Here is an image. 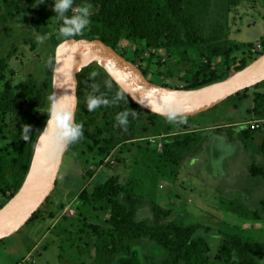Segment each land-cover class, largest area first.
Masks as SVG:
<instances>
[{"label":"rangeland","instance_id":"obj_1","mask_svg":"<svg viewBox=\"0 0 264 264\" xmlns=\"http://www.w3.org/2000/svg\"><path fill=\"white\" fill-rule=\"evenodd\" d=\"M39 3L40 0H0V58L8 64L0 91L7 82L20 90L31 78L53 80L55 55L51 37L57 24L48 20L44 30L32 25ZM52 3L53 0H45L42 4ZM142 5L147 18L155 20L160 14L161 22L175 26L176 39L186 42L191 36L202 51L192 47L186 58L174 50V56L168 59L164 48L152 50L145 39L121 40L118 47L125 59L135 61L157 80L166 76L169 87L184 86L179 73H185L191 62L206 63V54L219 72L223 70L221 53L225 48L231 47L232 71L243 60L251 64L264 54V0H143ZM79 6L74 4L69 10L71 15ZM151 25L149 22L148 28ZM89 28L90 25L86 30ZM263 91L264 88L249 89L251 107V98ZM233 105L234 102L224 101L184 123L159 118L158 129L148 132L143 131L148 123L143 119L134 138L109 154L98 152V146L94 147L88 139L69 146L56 187L42 205L38 220L0 241V264H106L97 261V256L101 245L116 234L109 222V199L127 202L129 193L142 202L136 215L138 221L153 219V204H172L174 214L169 220L197 225L195 235L210 244L215 264H236L234 258L220 251L228 234L264 245V178L252 177L249 172L253 163L264 166V119H255L253 113ZM36 111L33 104H28L19 117H5L4 122L0 115V155H5L8 171L23 142L22 125L32 128ZM142 116L147 118L149 114L143 112ZM246 116L255 119L243 125L248 136L239 130L244 123H238ZM88 118L84 111L77 112L76 119L83 122ZM186 129L202 136L201 149L173 174L164 162V143L168 136ZM108 182L109 194L97 196L95 203L81 199L82 193L90 196ZM9 201L7 195L0 194L1 203L6 205ZM129 245L132 254L117 255L111 264H160L167 256L153 241L137 239ZM261 262L264 264V260Z\"/></svg>","mask_w":264,"mask_h":264},{"label":"trees","instance_id":"obj_2","mask_svg":"<svg viewBox=\"0 0 264 264\" xmlns=\"http://www.w3.org/2000/svg\"><path fill=\"white\" fill-rule=\"evenodd\" d=\"M142 1L74 0V4L80 6L84 3L91 5V23L88 30L72 38L100 39L113 47L123 57L125 55L119 50L118 46L121 40L131 38L145 39L147 47L152 50L164 48L166 51L165 57L168 59L174 56V50L186 58H188V51L192 47L197 49L198 52H202L199 48H196L198 47V41L191 39V36L187 37L186 42L176 39L174 37L175 26L171 22H161L158 19L160 14H157L155 20L147 18ZM52 4H39L37 6L36 13L32 18V25L37 30H44L48 20L56 22L57 30L51 37L54 49L53 54L55 55L57 46L71 38L61 36L59 32L61 22L57 20L52 10ZM67 15L71 16L70 11ZM149 22L152 23L150 28L147 26ZM230 53L231 47L222 51L224 66L220 72L214 67L213 60L209 59L207 54L206 59L208 60L206 63L197 65L195 62H191L190 68L185 73H179L178 75L179 79L185 82L182 87H169L166 84V76L163 75V78L157 80L155 75L150 76L151 74H149L148 70L142 66H139V68L148 80L158 85L177 90H195L220 83L250 64L243 60L242 64L232 71ZM128 60L130 61V59ZM131 62L135 64V61ZM7 67L6 59L0 58V82L6 79ZM92 72H96L97 75L91 77L90 74ZM172 75L175 76L173 73ZM78 82V111H84L90 118L83 122L76 119V122L83 125L84 134L82 139L90 140L94 147L98 146L97 151L102 154H109L119 144L133 139L137 125L143 119L148 121L143 131L148 132L150 129H158L157 120L159 118H166L151 113L134 102L98 64L83 68L78 74ZM92 84H98L100 89L98 94H103L110 100L117 95H121L123 98L115 104L101 106L95 111L89 112L85 102L86 97L92 93ZM253 88H264V81ZM249 89L231 96L225 102H234V108H240V111H246L248 114L253 113L255 119H264V91L254 94V97L251 98L253 102V107H251ZM49 97H52V77H46L43 80L31 78L22 84L20 90H16L11 83L7 82L4 90L0 91V115L3 117L4 122L5 117L13 119L21 116L25 106L28 104H33L37 109L35 113L36 119L29 134L30 139L21 142L18 154L13 156L11 160L12 167L9 168V171L4 161L5 155H0V194L7 195L8 200L14 198L20 191L29 173L35 147L41 135L40 132L46 124V112L50 103ZM240 103H242L241 107ZM122 111L131 113L128 116L129 123L126 127L117 125L116 117ZM143 112L149 114V116L147 118L143 117ZM184 117H186V120L191 119V117ZM255 119L246 116L238 123H247ZM188 126L189 123L185 127L187 128ZM239 130L244 131L246 136H248L249 131L243 126H240ZM166 134L169 133L167 132ZM201 139L202 136L198 132L190 129H186L185 132L172 134L166 138L163 157L164 162L170 167L173 174L179 172V167L189 156L194 155L201 149ZM262 148H264V143ZM249 172L252 177L264 178V166L253 163L249 168ZM89 174L90 172H87L85 175L88 177ZM109 185L110 182L98 187L94 194L90 196H86L84 192L81 195V199L93 204L96 202L97 196L109 194ZM125 199L127 202L119 198L109 199L112 206L109 222L116 234L111 241H105L101 245L97 261L102 260L106 264H111L115 261L117 255H131L133 249L130 247L129 242L145 239L153 241L167 252V256L160 264H215L211 258L212 248L210 244L205 238L195 235L199 229L197 225H184L179 221L169 220L174 214L172 204L167 207L153 204V219L138 221L136 215L138 207L142 203L141 199L130 193L126 195ZM4 205L0 202V209ZM40 214L41 208L34 214L28 224L38 220ZM220 251L222 255L234 258L236 264H263L261 261L264 260V245L259 242L244 241L238 234L226 235Z\"/></svg>","mask_w":264,"mask_h":264},{"label":"water","instance_id":"obj_3","mask_svg":"<svg viewBox=\"0 0 264 264\" xmlns=\"http://www.w3.org/2000/svg\"><path fill=\"white\" fill-rule=\"evenodd\" d=\"M67 41L68 43L61 42L55 51L52 97L61 98L69 107L73 105L75 99V120L79 103L78 74L87 67H82V63L89 56L97 57L110 68L112 75L109 74V76L129 98L143 109L163 117L166 116L157 109L167 107L170 111H178L183 116L193 117L211 110L231 96L264 81L263 54L242 70L235 72L224 81L216 83L218 87L207 97L187 99L178 95L177 92L190 90L171 89L151 82L137 65L125 59L113 47L100 39L71 38ZM146 105H151V107ZM40 139L41 135L37 141L30 170L22 188L9 201V210L0 216V241L13 236L26 226L56 187L68 148L53 163L42 146L39 147ZM37 160L35 174L32 177Z\"/></svg>","mask_w":264,"mask_h":264},{"label":"clouds","instance_id":"obj_4","mask_svg":"<svg viewBox=\"0 0 264 264\" xmlns=\"http://www.w3.org/2000/svg\"><path fill=\"white\" fill-rule=\"evenodd\" d=\"M44 2L45 0H40L39 4ZM73 7L74 0H53L52 10L54 11L57 20L61 22L59 32L61 36L66 38H72L82 34L91 23L90 4L84 3L75 9V13L73 15H67L69 10L73 9ZM41 39L43 38L41 37ZM64 43H68V41L66 40ZM90 75L91 77H95L97 73L92 72ZM91 88L92 93L86 97L85 102L89 112H93L101 106L115 104L123 98V96L117 95L115 98L110 100L103 94H98L100 92L98 84H92ZM49 101L50 103L46 112V125L40 132L42 137L41 145L52 162L55 163V161L59 159L61 154L69 146L82 139L84 133L83 125L77 123L75 120V99L71 107L66 105L59 97H49ZM146 106L151 107V105ZM157 111H160L163 115H165L169 122L177 120L182 123L186 122V117L178 111H170L167 107L157 109ZM130 114L131 113L128 111L120 112L116 117L117 125L126 127L129 123L128 116ZM30 132L31 125H22L20 137L24 141H28L30 139Z\"/></svg>","mask_w":264,"mask_h":264},{"label":"bare ground","instance_id":"obj_5","mask_svg":"<svg viewBox=\"0 0 264 264\" xmlns=\"http://www.w3.org/2000/svg\"><path fill=\"white\" fill-rule=\"evenodd\" d=\"M92 64H98L99 66H101L108 74L112 75V71L110 70V68L100 59H98L97 57L95 56H89L88 58H86L84 60V62L82 63V67L83 66H89V65H92ZM218 87V84H213V85H210V86H206V87H203V88H199L197 90H190V91H179L177 92L178 95L184 97V98H187V99H200V98H205L207 97L208 95H210L211 93H213V91ZM41 140H42V137L40 139V144H39V147L41 148ZM37 163H38V160L36 161V164L34 166V169H33V172H32V177L33 175L35 174V169L37 167ZM31 177V178H32ZM9 210V204L5 205L2 210H0V216H2L5 212H7Z\"/></svg>","mask_w":264,"mask_h":264},{"label":"crops","instance_id":"obj_6","mask_svg":"<svg viewBox=\"0 0 264 264\" xmlns=\"http://www.w3.org/2000/svg\"><path fill=\"white\" fill-rule=\"evenodd\" d=\"M243 125H245V123L244 124H242L241 126H243ZM244 127V126H243Z\"/></svg>","mask_w":264,"mask_h":264}]
</instances>
